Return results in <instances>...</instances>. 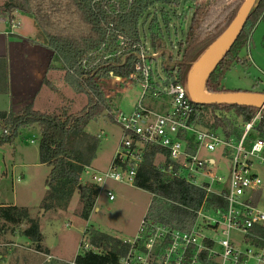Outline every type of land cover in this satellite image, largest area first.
Returning a JSON list of instances; mask_svg holds the SVG:
<instances>
[{"label": "trees", "instance_id": "trees-1", "mask_svg": "<svg viewBox=\"0 0 264 264\" xmlns=\"http://www.w3.org/2000/svg\"><path fill=\"white\" fill-rule=\"evenodd\" d=\"M3 1L2 10L7 14L17 12L32 20L39 34L37 40L52 52L54 61L60 64L64 83L76 93L84 94L87 104L81 111L70 115L39 113L31 107H26L15 116L0 112V148L11 145L20 129L37 127L40 133L39 162L50 168L47 186L51 193L43 201L42 209L66 210L74 191H77L81 204L80 218L88 221L100 189L96 185H81L80 177L94 160L99 140L86 133L85 129L91 121L111 109L110 102L106 103L97 83L104 79L128 78L134 72L137 62L131 53L116 55L115 34L120 33L139 43L140 22L144 21L142 25L148 22L150 47L155 51H162L163 37L155 14L158 10L167 26L169 19L164 15L163 7L171 6L172 3L179 4L180 0ZM243 1H184L189 6L181 16L185 20L186 12H190L189 26L182 42L178 44L177 61L172 64V58L168 57L162 62L164 75L174 72L176 82L186 88L192 65L229 26ZM151 11L155 13L152 20H149ZM259 20L264 22V0L258 1L230 51L208 78L207 93L224 92L219 86L220 81L230 70L231 64L239 60L240 52L248 45ZM122 57L124 59L120 61ZM6 87V61L0 58V92H5ZM193 108L194 123L199 129L220 133L225 138L235 140L240 138L244 124L260 113L255 133L257 137L264 138V110L243 106L194 104ZM221 110L233 112L240 119V125L213 114ZM158 154L164 153L158 149L146 151L143 164L136 170L133 182L135 188L155 195L148 210L150 218L171 228L186 230L193 221L192 211L198 209L205 198L209 206L225 207L223 199L215 195L206 197L203 190L164 174L161 164L153 163ZM255 196L256 199L261 197L260 194ZM50 197L54 201L52 205L46 203ZM21 226L25 228L21 229L20 235L34 244L35 251L47 253L41 246L42 235L37 219L30 218L25 208L0 207L1 232L14 233ZM84 235L91 245L101 247L104 255H77L75 264H118L120 257L125 254L126 246L111 235L89 228H86Z\"/></svg>", "mask_w": 264, "mask_h": 264}, {"label": "built area", "instance_id": "built-area-1", "mask_svg": "<svg viewBox=\"0 0 264 264\" xmlns=\"http://www.w3.org/2000/svg\"><path fill=\"white\" fill-rule=\"evenodd\" d=\"M0 23L8 25L9 34H14L20 26L3 10H0ZM115 37L116 55L128 52L137 62L128 78L114 80L136 83L141 94L130 114L117 111L111 114L112 121L122 131V139L109 169L91 173L85 168L83 173L91 175L93 185L99 189V184L107 181L133 186L146 151L158 149L164 153L158 154L163 157L164 174L203 190L206 197L215 195L225 201V207L209 206L205 198L192 211L193 221L186 230L171 228L145 215L135 236L121 240L126 251L118 264H264V207H259L264 178L255 170L264 167V138L255 133L260 113L244 124L238 140L199 129L194 123V108L187 90L176 82L174 72L153 81L145 56L150 52L147 44L141 38L139 43L133 42L120 33ZM146 97L154 101L167 98L168 110L160 113L143 107ZM218 148L220 157L228 161L226 181L216 174L221 159L218 162L202 155L212 154ZM256 194L261 197L256 199ZM106 195L110 201L114 200L110 191ZM154 198L151 195V202ZM85 253L104 255L101 247L81 241L75 257ZM74 259L70 264H75ZM52 260L46 257L45 262Z\"/></svg>", "mask_w": 264, "mask_h": 264}, {"label": "rangeland", "instance_id": "rangeland-1", "mask_svg": "<svg viewBox=\"0 0 264 264\" xmlns=\"http://www.w3.org/2000/svg\"><path fill=\"white\" fill-rule=\"evenodd\" d=\"M184 1L186 0H180L179 4L172 3L171 6L163 7L165 11L163 14L169 19L167 26L163 23L161 13L158 10L155 14L163 37L164 49L162 51H155L150 47L147 31L148 22L145 25H142L144 21L140 22V38L150 48V52L145 56L152 69L153 81L158 82L159 79L165 78L161 69L163 61H166L168 57L172 58V64L177 61L178 44L184 38L191 16L190 12H186L185 20L182 19L181 14L189 6ZM1 3L0 1V10L3 9ZM154 13H151L149 20H152ZM31 23L33 22L31 21ZM32 25L36 30L34 23ZM261 30H264V22L258 27L257 32L251 35L249 48L246 46L240 52V61L235 60L231 64L230 70L225 73L220 81L219 86L224 92H264V64L255 67L250 62L252 55L264 54V37L261 35ZM38 35L36 30L35 36L38 37ZM161 52L164 53V56ZM155 53L157 56H154ZM242 58H248L249 64L245 65L246 60ZM123 59V57L120 58V61ZM241 61L245 63L241 64ZM97 85L100 86L106 103L109 104L110 102L111 109L108 112L105 111L107 120L101 117L97 122L91 121L86 127L87 133L100 137L96 156L89 168L91 173L92 171L101 173L109 169L111 158L114 157L122 139L120 127L116 123L109 122V120L112 121L111 114L116 111L130 114L141 94L136 83H117L113 79H104L98 81ZM60 93L61 89L59 88L56 99L61 95ZM167 102V98L154 101L146 97L142 101V106L162 113L159 104L164 103L168 107ZM0 106H3L2 100ZM76 106L75 103L72 104L71 112L80 110ZM66 113V111H60V114L57 115ZM213 114L220 119H228L240 125V119L233 112L221 110ZM39 139L40 133L37 127L22 128L14 142L11 145H5L1 150L4 153V170L1 171L0 168V206L14 205L19 208H29L31 217L41 218V231L44 234L42 244L45 248L51 249L54 258L68 261L67 263L59 262L60 264H70L75 254L78 253L79 243L81 241L88 242V238L83 232L86 228L106 233L119 240L133 238L140 221L145 215H148L151 194L132 185L113 181L99 184L101 188L96 198L95 207L86 222L80 218L81 204L77 191H74L66 210H41V204L43 201L45 202L51 191L47 186L50 168L41 165L38 159ZM220 150L218 148L212 154L203 152L202 155L215 158L218 162L221 159V165L216 174L226 181L228 178V161L220 157ZM162 161L163 157L158 155L154 158L153 163L160 165ZM255 170L259 177L264 178V167H256ZM80 184L93 185L91 175L83 173L80 177ZM106 191L112 193L113 201L108 199ZM261 196L260 208L264 207V191H262ZM53 202V198L50 197L46 203L52 205ZM95 208L98 210L95 211ZM41 215L44 217L42 218ZM24 228L25 226H21L15 229L14 233L0 231V264L45 263V257L35 251L34 244L28 238L20 235L21 229Z\"/></svg>", "mask_w": 264, "mask_h": 264}, {"label": "crops", "instance_id": "crops-1", "mask_svg": "<svg viewBox=\"0 0 264 264\" xmlns=\"http://www.w3.org/2000/svg\"><path fill=\"white\" fill-rule=\"evenodd\" d=\"M0 1L2 2L1 4L3 6L4 1ZM7 16L9 18L16 19L20 26L14 34H9L8 25L6 23H0V58L5 59L6 61L7 78L6 91L0 92V103L1 100L3 103V106H0V112H6L15 116L19 113H22L26 107H31L35 112L46 113L50 115L60 114V111H66V115L75 114L81 111L87 104V98L84 94L76 93L64 83V73L60 70V64L54 61L52 52L36 39V30L32 25L33 23H31L32 20L17 12L7 14ZM261 24L262 21L259 20L252 34L257 32L258 27ZM261 35L264 37V30H261ZM244 60H246L245 65H248L249 59L246 58ZM250 62L255 67L256 65L259 66L264 64V54H258V56L252 55V57H250ZM59 88L61 89V95L56 99ZM73 103H75L77 105L76 107L80 110L71 112ZM159 107L162 108V112L168 110V107L165 106L164 103L159 104ZM101 117H104V120H107V117H105L104 114L93 121L97 122L101 119ZM109 122L113 121L109 120ZM88 134L92 135L90 133ZM95 137H97L98 140L100 138L99 136ZM3 147L0 148V153L2 154V164L4 161V153L1 151ZM69 204L70 201L68 206ZM40 208L43 210L42 204ZM26 210L28 211L30 218H33L31 217L29 208ZM97 210L98 209L95 208V211ZM43 217L44 216H42V218ZM33 219H37L39 221L40 232L43 241L44 234L41 231V218L37 217ZM85 230L83 232H85ZM41 246L43 249L47 250V253L36 252L40 255H43L45 257V261L46 257H51L53 258L51 262H68L59 258H54V256L51 254V249L45 248L42 242Z\"/></svg>", "mask_w": 264, "mask_h": 264}, {"label": "water", "instance_id": "water-1", "mask_svg": "<svg viewBox=\"0 0 264 264\" xmlns=\"http://www.w3.org/2000/svg\"><path fill=\"white\" fill-rule=\"evenodd\" d=\"M258 1L244 0L237 15L229 26L192 65L187 76L186 85L187 94L192 104L243 106L255 108L259 111L264 110V93L261 92H222L209 94L206 91L208 78L230 51L246 24L247 18L257 7ZM170 82H174L173 79ZM0 168L3 171L1 153Z\"/></svg>", "mask_w": 264, "mask_h": 264}, {"label": "bare ground", "instance_id": "bare-ground-1", "mask_svg": "<svg viewBox=\"0 0 264 264\" xmlns=\"http://www.w3.org/2000/svg\"><path fill=\"white\" fill-rule=\"evenodd\" d=\"M171 80V79H170ZM174 81V80H173ZM166 82H168V81H164V83H166ZM171 83H173V82H171ZM168 84V83H167Z\"/></svg>", "mask_w": 264, "mask_h": 264}]
</instances>
